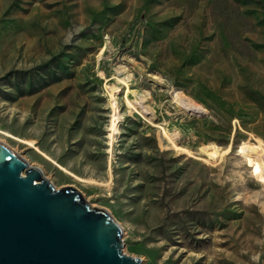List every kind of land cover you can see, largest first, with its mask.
I'll return each mask as SVG.
<instances>
[{
  "label": "rangeland",
  "instance_id": "rangeland-1",
  "mask_svg": "<svg viewBox=\"0 0 264 264\" xmlns=\"http://www.w3.org/2000/svg\"><path fill=\"white\" fill-rule=\"evenodd\" d=\"M246 141L264 0H0V142L110 212L141 264H264Z\"/></svg>",
  "mask_w": 264,
  "mask_h": 264
},
{
  "label": "water",
  "instance_id": "water-1",
  "mask_svg": "<svg viewBox=\"0 0 264 264\" xmlns=\"http://www.w3.org/2000/svg\"><path fill=\"white\" fill-rule=\"evenodd\" d=\"M122 247L110 212L0 142V264H141Z\"/></svg>",
  "mask_w": 264,
  "mask_h": 264
},
{
  "label": "bare ground",
  "instance_id": "bare-ground-1",
  "mask_svg": "<svg viewBox=\"0 0 264 264\" xmlns=\"http://www.w3.org/2000/svg\"><path fill=\"white\" fill-rule=\"evenodd\" d=\"M124 79L125 78L123 77L120 80H122V82H124ZM117 91H118V87L112 86L111 92L109 93V103H110L111 109L113 111V115H112L113 118L111 120V125H110V129H109L111 131L109 133L111 139H113V133L118 129L117 128V125H118L117 123L119 122L118 118L121 116V112L118 110V107H119L118 101L114 97V94ZM125 100H126V103L129 105L130 102L127 99H125ZM142 106H143V104H142ZM146 106H148V105H146ZM143 111H145V110L143 109ZM148 118H150V117H148ZM108 145L111 146V142H109ZM239 149H240L242 156H245L248 166H250L252 168L253 174H255L257 176L259 182H261V184L264 185V147H262V144H254V143L246 141L240 145Z\"/></svg>",
  "mask_w": 264,
  "mask_h": 264
}]
</instances>
